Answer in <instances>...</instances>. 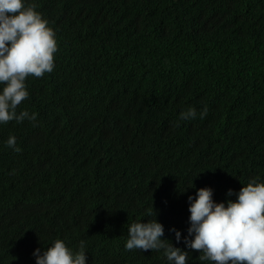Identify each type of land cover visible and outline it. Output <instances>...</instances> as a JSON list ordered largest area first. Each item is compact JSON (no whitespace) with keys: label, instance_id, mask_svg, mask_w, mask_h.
<instances>
[{"label":"trees","instance_id":"16d2710c","mask_svg":"<svg viewBox=\"0 0 264 264\" xmlns=\"http://www.w3.org/2000/svg\"><path fill=\"white\" fill-rule=\"evenodd\" d=\"M26 3L57 51L16 108L37 120L0 123V264H35L55 239L84 241L87 264H167L125 250L132 222L151 213L183 249L170 229L187 235L197 188L223 202L264 180V0Z\"/></svg>","mask_w":264,"mask_h":264},{"label":"clouds","instance_id":"9594fccd","mask_svg":"<svg viewBox=\"0 0 264 264\" xmlns=\"http://www.w3.org/2000/svg\"><path fill=\"white\" fill-rule=\"evenodd\" d=\"M48 21L28 5L26 0H0V123L15 120L35 122L37 114L16 108L27 99L26 77H41L52 72L57 43ZM207 115L205 106L199 113ZM197 111L189 106L179 114L180 120L195 119ZM35 126V124H33ZM5 146L20 151L16 137L10 135ZM194 187V184L193 186ZM223 202L213 199L211 187H201L187 197V235L175 228L174 246L163 239L164 226L151 213L146 222L134 221L127 228L126 251H163L167 264H187L188 250L199 251L201 264H264V180L250 179L239 191L229 189ZM35 264H87L84 241L79 249L66 246L62 239H55L46 249L37 248L32 254Z\"/></svg>","mask_w":264,"mask_h":264}]
</instances>
